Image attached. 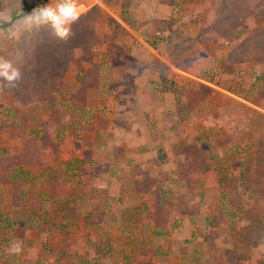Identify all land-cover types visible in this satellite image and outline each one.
Wrapping results in <instances>:
<instances>
[{
  "label": "rangeland",
  "instance_id": "obj_1",
  "mask_svg": "<svg viewBox=\"0 0 264 264\" xmlns=\"http://www.w3.org/2000/svg\"><path fill=\"white\" fill-rule=\"evenodd\" d=\"M165 1V20L141 22L128 0H77L68 38L79 34L81 47L58 62L59 80L32 105L0 103V148L11 154L22 150L11 133L41 147L44 124L60 109L71 115L50 129L44 165L21 173V195L40 209L28 213L0 184V264L18 255L11 244L25 229L41 235L22 255L39 250L51 264H250L256 255L264 264V5L214 38L228 0ZM55 2L0 0V57L12 62L20 46L61 57L66 40L49 41L50 25L33 14ZM96 157L108 174L91 191L83 171ZM52 183L68 193L51 197ZM97 214L105 230L90 228L71 253L54 250L47 227L65 237Z\"/></svg>",
  "mask_w": 264,
  "mask_h": 264
},
{
  "label": "trees",
  "instance_id": "obj_2",
  "mask_svg": "<svg viewBox=\"0 0 264 264\" xmlns=\"http://www.w3.org/2000/svg\"><path fill=\"white\" fill-rule=\"evenodd\" d=\"M226 5L222 4L219 7L215 20L213 21L210 29V33L207 35H212L214 38L218 36H223L231 33V29L240 25L244 22V19L254 11V13H262L263 11V3L264 0H236V1H227ZM236 3L237 8L233 10V5ZM235 5V6H236ZM242 5H246L244 14ZM168 22H164L165 25L164 30L168 29ZM138 27H134L135 30ZM230 31V32H229ZM77 34V32H76ZM52 36H48L49 41L52 39L55 41V44H60V39L54 33ZM79 35V34H77ZM77 35H73L72 37L66 39V41H62L61 43L67 47L61 57L60 54H56L54 50L52 52L44 51L36 52L35 49H31L29 52L23 49V46H20V50H16L15 54H13V65L17 67L21 73V78L15 82L14 86L9 85L7 81L0 78V103L4 98L10 99L14 104L18 103L21 105H32L37 103L39 100L43 99L41 97V93L44 92V88L49 87L51 83H56L59 80V76L53 77L56 73V69L60 68L58 62H63L65 57L68 55L72 56V53L75 49L81 47V40ZM208 37V36H206ZM51 39V40H50ZM34 38L29 40V44L33 43ZM170 41V38H168ZM32 42V43H31ZM68 51V52H67ZM40 55V56H38ZM173 63L177 68H181V65L178 64L174 59H172ZM176 62V63H175ZM62 66V64H61ZM63 67V66H62ZM50 101L54 102V97H49ZM68 110V111H67ZM61 118L57 120H52L44 124V129L46 133L43 137H41L42 146L39 147L37 140L34 138H27L21 136L18 132L10 135L11 138H19L22 140V150L17 154H11L6 148H0V184H11L14 188L13 195V203L16 205H23L24 197L21 195L23 192L25 183L21 180V173L24 168H37L39 166L44 165V156L45 150L49 147L53 146L55 143L50 136V129L53 126L59 124H70L69 109H60ZM2 139L0 138V141ZM83 174L87 175L91 184V191H99L106 186V179L108 174L107 162L102 160L100 157H96L87 161ZM57 185L55 183L49 184L47 187L48 194L52 197L53 193L57 192V190H62L63 193H68L64 186L61 184L59 186L60 189L55 188ZM61 191V192H62ZM61 192H59L55 197H62ZM100 193V192H99ZM30 201L25 205V209L28 212L33 213L36 209H40L41 200L38 198H30ZM102 224L104 227H108V220L106 217L101 215ZM106 225V226H105ZM103 227V230H105Z\"/></svg>",
  "mask_w": 264,
  "mask_h": 264
},
{
  "label": "crops",
  "instance_id": "obj_3",
  "mask_svg": "<svg viewBox=\"0 0 264 264\" xmlns=\"http://www.w3.org/2000/svg\"><path fill=\"white\" fill-rule=\"evenodd\" d=\"M118 2H119V0H118ZM128 3L130 6V9H131L130 11L132 13L138 14L139 16L137 18L141 19L142 20L141 22H147L151 19H154V21L155 20H158V21L165 20L167 15L171 12L170 4H167V2L165 0H162V1H160V0H128ZM48 5H51L54 7L56 5V2L53 4H48ZM145 25H146V23H145ZM131 70H129V66H128L126 69H123L120 71L129 72ZM28 201H30V200L24 199L22 204L26 205ZM101 201H103V200H101ZM41 204H42V202H41ZM28 213H31V212H28ZM64 216H63V218H61L62 221H63V219L64 220L66 219V221H69L67 218H65L66 216L65 217ZM100 216L101 215L98 216V214H97L96 218H94L95 221H93V222L91 219H89V221L87 222V220H83L81 218H78L76 220L77 225H78V226H76V229H77L76 233L72 234V235L65 236V237H62V235L53 233V230H50L49 227H47L46 231L48 230L52 234L50 236V240L52 241V246H53L54 250H57L60 252L65 251V252L71 253L72 245L77 241L78 238H85V236H86V234H88V231L90 228H93L95 230L99 229L102 231L103 230V224L101 222L102 219L100 218ZM68 218H69V216H68ZM72 220L75 221L73 218H72ZM41 230L44 231L43 229H41ZM101 231H99V232H101ZM40 235H41V232L37 231V229L22 230V233L17 238H15L11 244V249H13V251H18V252H16V253H18V255L16 254V257H15L17 259L12 258V259L7 260V262H5V263L6 264H46L47 262L45 260L38 258L39 254L41 253V251H39V250H36V254L34 255V257L22 255L24 252V247H26L23 243L26 242V244H29L32 241V238L37 239ZM259 251L261 252L262 248H260L258 250V252ZM261 259H262L261 256L258 255V257H257V255H256V256H254V258H252L250 264H262ZM47 264H51V263L48 262ZM62 264H73V261L70 260L69 262H66V259H64V262H62ZM228 264H231V260L228 261Z\"/></svg>",
  "mask_w": 264,
  "mask_h": 264
},
{
  "label": "clouds",
  "instance_id": "obj_4",
  "mask_svg": "<svg viewBox=\"0 0 264 264\" xmlns=\"http://www.w3.org/2000/svg\"><path fill=\"white\" fill-rule=\"evenodd\" d=\"M39 12V19L50 25L53 33L61 39H67L71 33V24L79 19L80 11L77 0H57L56 5H44L34 9L33 14ZM31 18V17H29ZM0 78L9 85L15 84L21 73L10 60L0 57Z\"/></svg>",
  "mask_w": 264,
  "mask_h": 264
}]
</instances>
